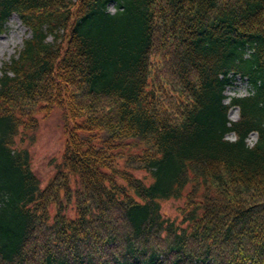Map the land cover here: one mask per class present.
<instances>
[{"label":"trees","instance_id":"trees-1","mask_svg":"<svg viewBox=\"0 0 264 264\" xmlns=\"http://www.w3.org/2000/svg\"><path fill=\"white\" fill-rule=\"evenodd\" d=\"M14 13L30 35L0 75V264H264V0H0V33ZM231 74L252 93L226 104ZM54 109L42 185L23 144Z\"/></svg>","mask_w":264,"mask_h":264},{"label":"rangeland","instance_id":"rangeland-1","mask_svg":"<svg viewBox=\"0 0 264 264\" xmlns=\"http://www.w3.org/2000/svg\"><path fill=\"white\" fill-rule=\"evenodd\" d=\"M115 3L109 5V10H116ZM29 36L27 28L23 25L20 18L14 14L7 23L4 33L0 34V69L4 62L9 61L17 55L18 50L22 47L23 40ZM1 74V72H0ZM250 92L247 81L235 76L232 84L227 87L226 102L230 101L232 96H243ZM232 119L239 118V109L232 108L229 113ZM39 121V129L36 133L35 141L30 143L28 140L23 145L27 146L32 156V167L40 177L42 185L53 174L56 159H61L65 149L66 136L61 118V111L55 109L48 116L42 112L36 113ZM257 138V134L250 135L248 141L252 143ZM185 199H168L161 202L162 213L173 219H179L180 207L184 204Z\"/></svg>","mask_w":264,"mask_h":264}]
</instances>
